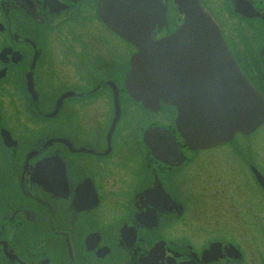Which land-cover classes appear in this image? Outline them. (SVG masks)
<instances>
[{
    "label": "flooded vegetation",
    "instance_id": "obj_1",
    "mask_svg": "<svg viewBox=\"0 0 264 264\" xmlns=\"http://www.w3.org/2000/svg\"><path fill=\"white\" fill-rule=\"evenodd\" d=\"M153 2L164 7L150 32L159 39L183 16L173 0ZM199 2L264 98V0ZM100 6L0 0V264H264V254L245 249L250 227L243 235L227 219L190 221L192 205L228 218V185L247 204L253 197L251 214L264 218V152L237 144L264 120L189 146L173 105L129 96V60L118 62L110 42H123L129 58L137 48L106 25ZM228 151L253 191L223 176L218 161ZM263 218L253 226L264 243Z\"/></svg>",
    "mask_w": 264,
    "mask_h": 264
},
{
    "label": "water",
    "instance_id": "obj_2",
    "mask_svg": "<svg viewBox=\"0 0 264 264\" xmlns=\"http://www.w3.org/2000/svg\"><path fill=\"white\" fill-rule=\"evenodd\" d=\"M100 1L101 19L137 48L124 78L129 96L145 106L159 99L173 105L175 128L189 146L223 142L263 121L262 95L239 71L199 0H173L183 19L159 39L150 32L164 7L154 0Z\"/></svg>",
    "mask_w": 264,
    "mask_h": 264
},
{
    "label": "rangeland",
    "instance_id": "obj_3",
    "mask_svg": "<svg viewBox=\"0 0 264 264\" xmlns=\"http://www.w3.org/2000/svg\"><path fill=\"white\" fill-rule=\"evenodd\" d=\"M111 45L113 47H117L118 49V53L116 54V59L118 62H123L126 63L129 60V54H128V50L126 45L122 42V44L120 43H116V41H112L110 42ZM116 45V46H115ZM74 118H77L76 114L73 115ZM75 121V119H74ZM247 143H249L250 145H252L254 148H259L260 151L264 152V124H262V126H260V128L254 133L252 134V136H250L249 138H238L237 139V144L241 145V147H245L247 145ZM220 162L218 161V165L221 166L222 168V174L223 176H227L230 178H234L236 179L238 182H240L242 184V186L244 187V189H246L247 191L251 192L253 191V187L251 185V183L248 181V179L246 178L245 174L242 171V166L240 164V162L238 161V157L236 155H234L232 152L228 151V152H224L219 156ZM240 160V159H239ZM241 161V160H240ZM261 164L263 165L262 161ZM264 168V165H263ZM220 178V177H219ZM231 179V180H232ZM191 182V180H190ZM220 182L221 183H225L226 180L223 178H220ZM228 182L231 184V182L228 180ZM227 185V183H226ZM228 190L227 193V199H226V203H224L225 207H229L233 212V217L231 216L232 211L229 212L228 218L226 217H221V214L223 213V210L221 212H219L217 209H213L216 212V215L214 213L213 210H208L207 212L205 209H199V208H204V205L199 206V208L197 206H191V214L194 215V218H191L190 221H192L193 223L197 222V220L202 219L203 217H207L212 219L215 216V221L217 224H219L220 222H222V220L225 222L226 219L231 227L234 229V232H242L243 235L245 234L246 230L244 228L248 226L250 227V232H248L249 238H250V242H251V246L246 247L245 249L247 250L248 254L250 255H254L256 254H264V243L261 240V236L258 235V230L256 228H254V223L257 222H261L262 220V215L261 213H259L257 211V213L255 214H251L253 211V207H254V199L253 197L249 200V203L247 204L245 201V199L241 198V195L236 194L234 191H236V188L231 187V185H228V187L226 188ZM242 200L245 204L246 207H249L246 211H243L241 209V206L245 205L243 204L241 201ZM200 204V203H198ZM248 205V206H247ZM256 207L258 209V205L256 203ZM245 212V214H244ZM249 212V213H248ZM248 213V215H247ZM244 216H243V215ZM189 218L191 217L190 214L188 215ZM251 216V217H250ZM244 217V219H243ZM264 219V218H263ZM243 227V228H242ZM224 234L228 235V236H232V231L229 228L228 231H225ZM255 251H254V250Z\"/></svg>",
    "mask_w": 264,
    "mask_h": 264
}]
</instances>
